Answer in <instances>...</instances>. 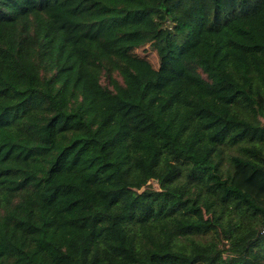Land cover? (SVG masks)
<instances>
[{
	"label": "trees",
	"instance_id": "16d2710c",
	"mask_svg": "<svg viewBox=\"0 0 264 264\" xmlns=\"http://www.w3.org/2000/svg\"><path fill=\"white\" fill-rule=\"evenodd\" d=\"M0 264H264V0H0Z\"/></svg>",
	"mask_w": 264,
	"mask_h": 264
},
{
	"label": "rangeland",
	"instance_id": "374dc122",
	"mask_svg": "<svg viewBox=\"0 0 264 264\" xmlns=\"http://www.w3.org/2000/svg\"><path fill=\"white\" fill-rule=\"evenodd\" d=\"M154 64H157V57L155 53L149 51V52H143Z\"/></svg>",
	"mask_w": 264,
	"mask_h": 264
}]
</instances>
